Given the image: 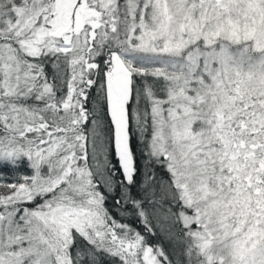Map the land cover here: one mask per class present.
<instances>
[{"label": "snow or ice", "instance_id": "6c2138e0", "mask_svg": "<svg viewBox=\"0 0 264 264\" xmlns=\"http://www.w3.org/2000/svg\"><path fill=\"white\" fill-rule=\"evenodd\" d=\"M0 264H264V0H0Z\"/></svg>", "mask_w": 264, "mask_h": 264}]
</instances>
